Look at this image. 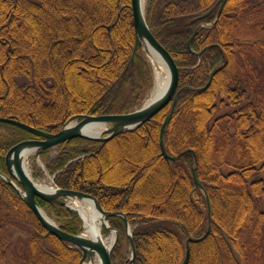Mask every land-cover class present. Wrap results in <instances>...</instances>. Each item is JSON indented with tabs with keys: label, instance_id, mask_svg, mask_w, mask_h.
<instances>
[{
	"label": "trees",
	"instance_id": "1",
	"mask_svg": "<svg viewBox=\"0 0 264 264\" xmlns=\"http://www.w3.org/2000/svg\"><path fill=\"white\" fill-rule=\"evenodd\" d=\"M219 6L218 0H151L147 8L151 30L181 68L164 131L166 149L178 159L168 161L161 148L171 104L107 142L75 137L57 154H43L59 187L91 193L106 210L127 216L134 264H182L189 236L188 264H264V0H227L213 24ZM135 42L131 0H0V116L57 132L76 114L135 109L154 83ZM215 68L210 86L199 89ZM221 106L231 110L218 114ZM32 137L0 121L4 173L11 175L7 151ZM37 200L63 230L79 231L75 210ZM0 212V251L9 215L18 220L27 213L37 230L23 264L80 263L81 250L48 233L1 177ZM109 221L120 233L112 263L127 264L126 221L121 215Z\"/></svg>",
	"mask_w": 264,
	"mask_h": 264
},
{
	"label": "water",
	"instance_id": "2",
	"mask_svg": "<svg viewBox=\"0 0 264 264\" xmlns=\"http://www.w3.org/2000/svg\"><path fill=\"white\" fill-rule=\"evenodd\" d=\"M227 0H219L220 8L218 12V17L223 9ZM132 8L134 14V23L136 29V42L134 50L137 51L139 47L147 49V45L152 46L161 56L165 62L169 74L170 82L167 90L164 94L156 99L155 101L146 104L145 106L133 110L131 112L122 114H104V115H91V114H76L72 116L58 132H47L42 129L36 128L25 122L19 121L14 118L0 116V121L12 123L18 125L30 132H32L37 138L27 139L21 141L14 146H12L6 154V164L10 173L18 180L21 184L18 185L10 176L6 175L0 170V176L5 178L14 188L20 193L23 200L30 207V209L37 216L38 220L41 222L43 227H45L50 234L57 236L60 240L69 242L71 245L78 247L82 251V259L80 264H83L86 260L91 259L94 255H98L101 264H112V251L119 239V231L113 228L109 224V218L113 215H121L124 217L127 225V234L130 242L131 256L129 258L128 264H134L136 260V245L133 238V233L131 230L130 223L127 216L120 211H107L104 209L100 201L93 195L84 191L65 189L56 187L51 190H46L40 188L34 179L27 172V167L25 164V154L28 150L36 151V155H40L44 151L61 145L64 142L75 137H84L91 140H97L100 142H107L108 140L114 138L115 136L129 130H133L141 126L143 123L150 120L157 112L163 109L165 106L171 103V110L168 113L161 129V148L164 156L168 160H175L177 156L171 155L166 150L163 134L167 123L170 121L171 116L174 112L177 100H178V86L180 80V67L177 65L172 54L163 46V44L158 40L155 34L151 31L149 24L145 15L144 0H132ZM213 11V8L204 13L201 18L206 17ZM200 25L194 35L197 33L198 29L202 27ZM189 40L188 46L191 48L192 39ZM198 55H201L199 53ZM134 62V57H132ZM217 68L213 70L209 81L204 87L210 86L213 76ZM92 121H100L103 123H110L111 126L106 130L105 136H92L85 134L83 132L84 127ZM196 178L198 186H202L199 180ZM37 197L42 198L47 202H55L61 205H65L69 208L75 209L79 212L77 208L71 206L67 199H85L91 198L94 200L96 207L104 214L106 220V228L115 231V240L110 248H107L103 241L85 237L82 235L83 225L76 234L69 233L63 230L54 220L47 219L43 214L42 210L45 209L39 204ZM209 214L211 220V205L208 198ZM81 215V213L79 212ZM82 217V215H81ZM209 230L211 229V224L209 225ZM194 238L190 236L187 239L186 244V255L182 264H188L191 256L190 242Z\"/></svg>",
	"mask_w": 264,
	"mask_h": 264
},
{
	"label": "rangeland",
	"instance_id": "3",
	"mask_svg": "<svg viewBox=\"0 0 264 264\" xmlns=\"http://www.w3.org/2000/svg\"><path fill=\"white\" fill-rule=\"evenodd\" d=\"M151 0H145V8L147 11L148 6L150 5ZM147 57L151 60L152 58L146 52ZM154 62V61H153ZM155 64V62H154ZM156 85V81L154 78V85L148 92V95L144 101L146 103L149 98L152 96L154 88ZM231 107L227 108L226 106H221L219 108L218 114H222L224 112L230 111ZM110 126V124L108 125ZM59 147H55L51 150L50 155L53 156L57 154ZM47 161V159L43 156H37L35 152H33L26 159V164L30 169V173L33 176L35 172L43 170L42 165ZM42 176H33L35 181L39 183H44L50 186H54L52 175L46 170H43ZM72 204L74 199H69ZM264 205V200H263ZM264 207V206H263ZM1 213V212H0ZM47 213L55 220V215L52 213ZM13 214V213H11ZM8 222L5 223L2 232L3 239V247H1L0 251V264H23V261L29 254L30 248L29 241H31L32 236L36 232L35 221L31 218L30 215L25 213L22 214L21 217H18V220L14 219L12 215H9ZM105 234H109L110 231H104ZM130 257V247L126 245L123 249V259L127 260Z\"/></svg>",
	"mask_w": 264,
	"mask_h": 264
},
{
	"label": "bare ground",
	"instance_id": "4",
	"mask_svg": "<svg viewBox=\"0 0 264 264\" xmlns=\"http://www.w3.org/2000/svg\"><path fill=\"white\" fill-rule=\"evenodd\" d=\"M147 51L153 61L155 62L156 66V85L153 91L151 98L148 100L147 104L155 101L159 97H161L164 92L167 90L169 82H170V74L168 68L159 55V53L150 45H147ZM108 127V123H103L100 121H92L87 124L83 132L88 135L92 136H100L103 131H105ZM34 150H28L25 154V158L30 156ZM27 167V172L30 176V169ZM36 184L46 190L53 189V185H47L44 183H39L36 181ZM73 207L77 208L83 217V231L82 235L85 237H89L92 239L103 241L107 248L113 244L115 240V231L112 230L111 233L105 234L103 228L106 224L104 214L96 207V204L93 199L85 198V199H74L73 203L71 204ZM42 214L49 220H53L52 217L45 211H41ZM83 264H101V260L98 255H94L91 259H88Z\"/></svg>",
	"mask_w": 264,
	"mask_h": 264
}]
</instances>
